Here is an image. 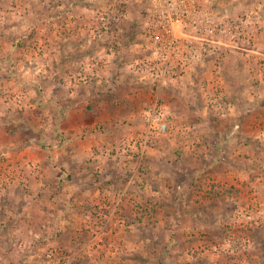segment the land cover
Wrapping results in <instances>:
<instances>
[{"label":"rangeland","instance_id":"rangeland-1","mask_svg":"<svg viewBox=\"0 0 264 264\" xmlns=\"http://www.w3.org/2000/svg\"><path fill=\"white\" fill-rule=\"evenodd\" d=\"M207 9L208 50L159 76L151 0H0V264H28L47 225L55 264H264V0ZM155 104L170 128L143 154ZM100 153L131 156L137 190L99 191Z\"/></svg>","mask_w":264,"mask_h":264},{"label":"built area","instance_id":"built-area-1","mask_svg":"<svg viewBox=\"0 0 264 264\" xmlns=\"http://www.w3.org/2000/svg\"><path fill=\"white\" fill-rule=\"evenodd\" d=\"M154 7L152 29L156 47L162 54L155 60L160 62L159 76H164L168 65L176 59L177 62H190L196 59L208 47L204 46L203 32H212L214 27L207 6L209 0H151ZM197 33V34H192ZM201 46V47H200ZM189 48L182 57L180 51ZM197 49V50H195ZM182 53V54H183ZM169 124L160 113L158 105L155 104L148 111V127L146 133L137 140L144 154L151 148V138L154 134H166L169 131ZM127 189L121 192V200L125 197Z\"/></svg>","mask_w":264,"mask_h":264},{"label":"crops","instance_id":"crops-1","mask_svg":"<svg viewBox=\"0 0 264 264\" xmlns=\"http://www.w3.org/2000/svg\"><path fill=\"white\" fill-rule=\"evenodd\" d=\"M32 85H34V84H32ZM128 96H129V94H128ZM81 139L82 138L76 137V136L67 139L68 142H69L68 145H73L72 146L73 149L71 147H65L63 149L64 152H66L68 154L69 159H70V156L71 155H72L71 158L77 159V156L78 155H77L76 152H73V151L76 150V148H77L78 145L83 144V142L81 141ZM98 143H99V145L102 146V148L105 146V143L104 142H98ZM90 156L92 157L93 155L91 154ZM95 157L99 158L98 163L95 161L94 162L95 165L93 164L92 166H90V165H88V166H90L89 167V169H90L89 170V173L97 174V177L101 178L100 185L98 184L99 185V187H98V190L99 191H100V189L105 190V191H108V192H110V196L113 197L115 195V193L118 192V191H120L121 189H122V192L125 189H127V191H128L131 188V186H133L136 189L135 184L132 183V179L129 180V178H130L131 175H134V174H135V177H138L139 175L142 176V174H141V172H139V167L137 168L136 161H135V163H133L131 156L130 157H127V158L125 157L126 160H127V162L126 161L123 162L124 167H122V164L121 165L120 164H117L116 157H110V154L109 153L95 154L92 158L94 159ZM72 164L74 165V163H72ZM93 168L95 170H93ZM156 168H157V166H156ZM177 168L178 167L176 166L175 169L177 170ZM157 173L160 176L162 175L159 172H157ZM71 174H72V177H73L74 174L73 173H71ZM128 175H130V176L126 180V177ZM153 178L154 177H150V178L147 179V186L150 187V189L152 190V194H154V198L156 199L154 201L155 202L156 201L157 202L158 201H161L162 202V201H164L166 199H164L163 197L160 196V194H161L160 193V190L159 189L157 190V188L154 185L157 181H154ZM160 179H161V177H160ZM89 180H91V177L89 178ZM178 187H182V186H178ZM127 212H128V210H127ZM191 216H192L191 219H193V218H195L196 215H194V216L191 215ZM84 218H86V217H84ZM168 218H169L168 215L164 217V219H165L164 222L166 223V225H167ZM162 220H161V222H163ZM19 222H20V220H19ZM44 222H49V223L51 222L52 224H60V223H63L64 224V223H68V221H67V219L65 217H62V216H50V215L48 217H46V221H44ZM191 222H193V221H191ZM176 226H177V223H173V224L170 225V227H171V233H169L168 235L171 238H174V237L177 238V237L182 236L184 240H188V239L190 240V239H192L191 236L189 235V233H184V234H181L180 233L181 235L179 233H176L175 232V231H177V227ZM52 229H53V227L51 225L50 226L47 225L46 231H44V230L41 231V235H42V237L45 240H47V243L46 244H41L39 246V247L44 246L43 248L37 247L36 249L35 248L32 249V251L30 252V254L27 255V259L25 260V261L28 262V264H55V263H57L54 260V258L51 257V255H50V253L51 252H54V251L51 250V252H48V248H47L48 245L47 244H48V241H57L60 238H62L61 240H63V238L65 237L66 234L59 233V236L56 235L58 233L51 234ZM8 235L10 237V234H8ZM12 236H14V235L12 234ZM154 237L158 239L159 238V233H154ZM98 251L99 250H96L94 252H98ZM55 252H56L55 255H59L58 251L55 250ZM94 252H91V253L89 252V255L90 256H88L87 251L81 252L78 255L80 257H77V259H76L77 260V263H79V264H94V263L95 264H101L103 262L104 258H99V254H96ZM169 252H173L172 249ZM117 253L120 254V252H118V250H116L114 252V254H117ZM125 254H126V252L124 253V255ZM93 255L95 257H91ZM171 255L173 257L179 256L178 253H174V254H171ZM73 256L74 255H71V258H73ZM64 258L65 259H68L69 256L64 257ZM72 263H73L72 262V259H70L69 261H67V264H72ZM122 263L123 264H134L133 262L130 263V262H127V261H123ZM163 264H165V263H163ZM186 264H188V263H186Z\"/></svg>","mask_w":264,"mask_h":264},{"label":"trees","instance_id":"trees-1","mask_svg":"<svg viewBox=\"0 0 264 264\" xmlns=\"http://www.w3.org/2000/svg\"><path fill=\"white\" fill-rule=\"evenodd\" d=\"M128 192V191H127Z\"/></svg>","mask_w":264,"mask_h":264}]
</instances>
